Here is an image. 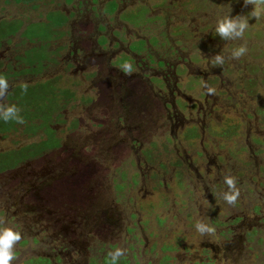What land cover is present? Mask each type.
Listing matches in <instances>:
<instances>
[{
    "label": "rangeland",
    "instance_id": "1",
    "mask_svg": "<svg viewBox=\"0 0 264 264\" xmlns=\"http://www.w3.org/2000/svg\"><path fill=\"white\" fill-rule=\"evenodd\" d=\"M253 8L245 0H0V25L14 34L0 48L3 67L19 70L20 54L32 63L9 87L55 79L54 103H42L57 110L60 97H77L52 121L61 148L0 177V228L21 234L12 264L60 255L62 264H87L116 248L129 264H264V15L251 17ZM59 11L69 19L54 34L48 14ZM228 13L249 16L244 36L216 33ZM241 45L245 55L232 57ZM6 93L0 109L10 106ZM42 138L0 133V152ZM82 169L97 175L78 182ZM227 176L240 193L234 205L223 199ZM72 191L86 201L70 202ZM200 222L215 231L200 234Z\"/></svg>",
    "mask_w": 264,
    "mask_h": 264
},
{
    "label": "trees",
    "instance_id": "2",
    "mask_svg": "<svg viewBox=\"0 0 264 264\" xmlns=\"http://www.w3.org/2000/svg\"><path fill=\"white\" fill-rule=\"evenodd\" d=\"M28 1L35 2L37 0H28ZM108 4L110 11H114L117 9L116 2L109 1ZM59 18H61L60 22L59 21L57 22V19ZM48 19H50V24L54 27V34H55L60 27L66 25V22L69 18L66 16V14L63 11H59V13L57 14L50 12L48 14ZM5 24L6 22L4 21L3 24L0 25V48L3 46L4 40L7 41L8 39L11 40V37L14 35L11 33L10 30H8L9 32L7 31V27L4 26ZM139 41L142 45H138L135 47L132 46V48L141 49L143 44H145L146 40L141 39ZM26 59L28 60L25 54L23 55L20 54L17 57V60L19 61L18 63L21 66L19 70H18L19 66L15 67L12 65V63H8V66H6L7 69L3 70L4 61H0V75L8 79L13 75L16 76L17 74H24L25 72H28L30 70L28 65L32 67V63H28ZM53 80L55 79L47 80V82H44L43 85L39 84V82H42L39 81L35 84L22 83L21 85L16 84L10 87L11 88L10 92H15L18 93L19 95L18 97H16V96H12V94L10 95L8 94L6 99L10 103V106L15 105L19 109V115L23 118V123H19L14 119L8 120L7 122L0 119V133L6 134L7 132L10 131L15 132V131H19L20 129H23L24 132H26L29 137H32L33 135L39 134L40 131H43L46 134V138H42L38 142L29 144L27 146H22L18 149L0 152V154L6 152L7 154H10L8 160L2 159V157L0 156V177L12 173L18 166H20V163L24 162L28 158L40 155L45 150H50L52 148H56V149L61 148L60 139L56 134V130L53 128L52 121L56 114H58L59 117L62 116V113L59 111H62L63 108L68 103L71 102V100H74L77 97L75 96L74 92H73L74 95L72 97H60V100L62 101V107L59 110L55 109L53 105H49L48 101L52 104L54 103L55 100L54 97H50V95L54 92L55 88L54 87L52 88L49 81H53ZM65 89H69V88H65ZM55 90L57 92V89ZM46 100L48 101L45 105L43 103ZM104 118L105 117L102 118V122H99L100 125H105L106 119ZM78 175L80 176L78 182H80V180L87 182L91 179V177L93 176L95 177L97 173L92 172L91 169L89 170V172H84V170L82 169ZM64 180H68V178ZM70 193H71L70 202L72 201L82 204L86 201V198L85 199L76 198L78 197V195L76 196V193L72 194L73 191ZM70 202L64 204L65 205L72 204ZM63 207H68V206H63ZM239 220L240 218L237 219V221ZM77 229L80 230V228ZM112 247L115 248L114 246ZM111 250H107V252L103 255L102 259H99V257H92L87 264H110L109 253L112 252ZM64 258L65 257H62L61 255L56 257L54 256L40 257V258L38 257L35 259H30L26 261L24 264H62ZM118 264H129V261L125 256H122L119 259Z\"/></svg>",
    "mask_w": 264,
    "mask_h": 264
},
{
    "label": "clouds",
    "instance_id": "3",
    "mask_svg": "<svg viewBox=\"0 0 264 264\" xmlns=\"http://www.w3.org/2000/svg\"><path fill=\"white\" fill-rule=\"evenodd\" d=\"M254 5L253 11H251V17H260L264 15V0H245V4ZM231 12V11H230ZM229 12V13H230ZM229 13L223 18L218 19L216 24V33L222 38L231 37L233 34L236 36H244L245 29L249 27V16H236L230 18ZM247 48L243 45L235 48L232 51V57L239 59L244 56ZM224 59L222 55H218L214 59L215 65H222ZM127 71H131L130 67L126 68ZM9 88V83L6 77L0 75V96H4ZM211 93L214 89L209 88ZM0 119L7 122L8 120H16L19 123H23V118L19 115V109L15 106H7L0 109ZM225 183L230 189L229 192H225L223 199L230 205H234L240 195L239 190L236 188V180L232 176L225 178ZM196 230L200 234H211L215 229L209 224L200 222L196 224ZM21 240V234L18 230H14L11 227L0 228V264H12L15 259L14 246ZM124 255V250L116 248L115 251L109 253L110 264H118L119 259Z\"/></svg>",
    "mask_w": 264,
    "mask_h": 264
},
{
    "label": "flooded vegetation",
    "instance_id": "4",
    "mask_svg": "<svg viewBox=\"0 0 264 264\" xmlns=\"http://www.w3.org/2000/svg\"><path fill=\"white\" fill-rule=\"evenodd\" d=\"M108 11H109V12H115L116 10H114V11H110V10H109V5H108ZM144 45H145V44H144ZM144 45H143V46H144ZM143 46H142V47H143ZM133 49H134V48H133ZM134 50H138V49H134ZM184 63H186V62H184ZM160 64L163 65V66H167V64H166L165 62H163V61L160 62ZM3 70H6V66L3 68ZM10 90H11V88L9 87V88H8V91H7V93H6V98H7V95L10 93Z\"/></svg>",
    "mask_w": 264,
    "mask_h": 264
}]
</instances>
